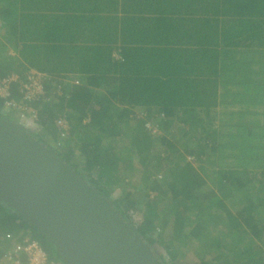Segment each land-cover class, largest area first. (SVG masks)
I'll return each instance as SVG.
<instances>
[{
	"label": "trees",
	"instance_id": "1",
	"mask_svg": "<svg viewBox=\"0 0 264 264\" xmlns=\"http://www.w3.org/2000/svg\"><path fill=\"white\" fill-rule=\"evenodd\" d=\"M124 2L119 30L94 36L89 57L78 8L66 16L81 52L59 14L30 13L41 0H0V77L23 73L22 62L48 76L46 99L29 102L39 129H25L109 197L164 264H264V0ZM30 240L66 264L0 201V264Z\"/></svg>",
	"mask_w": 264,
	"mask_h": 264
},
{
	"label": "water",
	"instance_id": "2",
	"mask_svg": "<svg viewBox=\"0 0 264 264\" xmlns=\"http://www.w3.org/2000/svg\"><path fill=\"white\" fill-rule=\"evenodd\" d=\"M0 201L66 264H164L109 197L2 113Z\"/></svg>",
	"mask_w": 264,
	"mask_h": 264
},
{
	"label": "built area",
	"instance_id": "3",
	"mask_svg": "<svg viewBox=\"0 0 264 264\" xmlns=\"http://www.w3.org/2000/svg\"><path fill=\"white\" fill-rule=\"evenodd\" d=\"M47 78L46 73L32 68L26 69L21 74L12 72L0 77V98L3 99L1 113L13 115L24 127L36 125L34 121L37 118V109L32 108L29 102L44 101L46 99L44 83ZM12 84L17 85L16 88L21 102H17L11 97ZM54 124L61 137L69 133V121L64 114L58 115L54 119ZM145 126L149 129L152 128L149 122H146ZM187 158L191 159V157ZM5 262L6 264H61L60 262L49 260L46 252L35 240L24 241L14 245L6 256Z\"/></svg>",
	"mask_w": 264,
	"mask_h": 264
},
{
	"label": "crops",
	"instance_id": "4",
	"mask_svg": "<svg viewBox=\"0 0 264 264\" xmlns=\"http://www.w3.org/2000/svg\"><path fill=\"white\" fill-rule=\"evenodd\" d=\"M62 0H48L46 1V3H40V7H38V10H32L30 11V13L34 14V13H39V17H46L47 19H52L54 14H59V19H61L62 22L66 23L68 29H73L74 30V35L75 33L77 34L76 38L79 37V40L75 41V46L73 48V51L75 52H81V48H82V41L80 40V36L82 35V32L80 33L79 30H77V27L75 25L74 22H72L71 20H69V17L73 14H77L76 9L78 8L80 11V14H84V19H86V22L84 24V26H82V29L84 30L85 35L87 36V43L86 45H89V51L88 52V56L90 57L91 53L93 52L94 48H98V45H100V42L98 41V37H97V41H95V39L93 38L94 36L102 35V34H107L109 31H111L113 33V30H119L122 19H124L125 17V10L124 8L130 9L124 2V0H64L66 3V9L67 12L63 11L62 8H60L59 6V2ZM100 1V2H99ZM98 3L99 5H97L94 9H93V5L94 3ZM6 3H10V0H4V6ZM95 3V5H96ZM88 4V5H87ZM137 4V3H136ZM83 11V12H82ZM66 14L69 16H66ZM42 15V16H41ZM45 15V16H44ZM40 18V19H43ZM74 19L76 18L75 15H73ZM196 18V17H195ZM194 18V20H195ZM196 21H193L190 25L196 26ZM16 27L19 28V25L16 24ZM81 29V27H80ZM81 29V31H82ZM2 30H5V27L2 28ZM1 30V32H2ZM91 36V38L89 39V37ZM35 35H31L29 39H33ZM86 38V37H85ZM31 44H34L35 41L30 40ZM107 44H110L112 46V48L114 49L115 47L117 48L120 43L119 40H117L116 43H108L105 42V44H103L102 47H106ZM78 45V46H77ZM19 47V45H18ZM17 47V49H18ZM79 47L80 49L76 48ZM109 47V46H107ZM17 49H12L10 47H8L7 50V54L9 56H13L15 58L19 57V52L17 53ZM104 48H101V50ZM115 50L113 51L112 55L115 59ZM119 60V59H117ZM21 65H23L22 67H28V68H32V69H36L38 71H41L43 73H46L45 70H42L41 68L36 67V64H25V63H21ZM20 65V66H21ZM62 74V73H60ZM65 74H69L68 78H72L75 80L73 81L74 83L78 82L77 80H79L78 78V73H69V72H65ZM77 79V80H76Z\"/></svg>",
	"mask_w": 264,
	"mask_h": 264
},
{
	"label": "rangeland",
	"instance_id": "5",
	"mask_svg": "<svg viewBox=\"0 0 264 264\" xmlns=\"http://www.w3.org/2000/svg\"><path fill=\"white\" fill-rule=\"evenodd\" d=\"M222 108H223V107L219 106V107H217V110H216V111L220 112V111L223 110ZM138 115L141 116L140 113H139ZM11 119H13V118H11ZM14 119H15V118H14ZM16 120H18V119H16ZM262 121L264 122V120H262ZM25 127H26V126H25ZM179 127H180V126L174 128V129H175V132H176V133L174 132V134H176V136H178V135L181 134ZM26 128H30V130L33 131V132H37L38 129H39V128H38V124L33 125V126H31V127H26ZM173 131H174V130H173ZM114 195H115V194H114ZM51 256L56 257V255H55L53 252H51Z\"/></svg>",
	"mask_w": 264,
	"mask_h": 264
},
{
	"label": "clouds",
	"instance_id": "6",
	"mask_svg": "<svg viewBox=\"0 0 264 264\" xmlns=\"http://www.w3.org/2000/svg\"><path fill=\"white\" fill-rule=\"evenodd\" d=\"M1 113V112H0ZM15 118V117H14ZM14 120H16V118L14 119ZM16 121H18V120H16ZM19 122V121H18ZM24 127V126H23ZM25 128V127H24ZM36 241V240H35ZM37 243H38V241H37ZM39 244V243H38ZM40 245V244H39ZM41 246V245H40ZM43 249V248H42ZM47 254V253H46Z\"/></svg>",
	"mask_w": 264,
	"mask_h": 264
}]
</instances>
